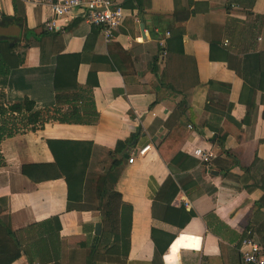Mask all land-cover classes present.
Masks as SVG:
<instances>
[{
  "label": "crops",
  "instance_id": "crops-1",
  "mask_svg": "<svg viewBox=\"0 0 264 264\" xmlns=\"http://www.w3.org/2000/svg\"><path fill=\"white\" fill-rule=\"evenodd\" d=\"M126 1L112 0L124 17L104 42L79 11L48 32L45 0H0V59L19 60L1 105L76 118L0 140V264H250L247 235L264 251V0ZM47 140L125 156L113 185L130 206L125 256L100 234L92 181L66 209Z\"/></svg>",
  "mask_w": 264,
  "mask_h": 264
},
{
  "label": "trees",
  "instance_id": "trees-1",
  "mask_svg": "<svg viewBox=\"0 0 264 264\" xmlns=\"http://www.w3.org/2000/svg\"><path fill=\"white\" fill-rule=\"evenodd\" d=\"M123 5L126 8L137 6L133 0H128ZM3 42V39H0V49H2L1 45ZM167 54L169 53H166V55ZM255 56L257 57V54H254V57ZM18 62L19 60L17 59L15 63L8 67L6 66L7 63L4 64L0 59V76H4L15 69ZM234 70L243 79L245 78L236 67ZM23 101V109H20L17 105H10L4 108L0 103V140L3 137H9L14 133L22 131L28 124L32 129L42 126L44 122L49 120L58 122L76 120V118H73L74 116H72V113L61 114L57 113L58 111L56 110L54 113L48 114L46 111H34L32 106H28L27 99L24 98ZM21 110H23V113H20ZM46 142L53 154L57 173L63 177L66 184V209H69L71 202L77 199V194H75L77 185H80L84 179L92 181L95 185L93 188V196L96 200L94 206L100 213V234H102L103 231L109 234H115L114 237L119 241L117 246L120 255L122 257L125 256L129 244L130 206L123 203L120 200L119 193L113 189V185L121 172V160L125 156L117 158L114 154L115 151L102 149L101 158L97 159L98 157L94 155L92 149L89 155H84V150H82L81 153L76 146L77 142L57 140H47ZM73 144L75 145L71 146ZM1 163L2 159L0 155V164ZM96 169H99V172L96 171ZM92 174L94 175L92 176ZM50 221L51 220H47L44 224ZM2 227L19 248L21 243L15 238L13 232L3 224ZM56 227H58V225ZM28 228L31 229L33 226H28ZM28 228L25 230L27 231ZM97 245L98 240L95 245L96 248L99 247ZM100 249H103V246H100ZM22 252L27 257L26 251L22 250ZM27 259L30 261L29 257H27Z\"/></svg>",
  "mask_w": 264,
  "mask_h": 264
},
{
  "label": "built area",
  "instance_id": "built-area-1",
  "mask_svg": "<svg viewBox=\"0 0 264 264\" xmlns=\"http://www.w3.org/2000/svg\"><path fill=\"white\" fill-rule=\"evenodd\" d=\"M45 1L52 13V17L43 23L44 30L48 32L60 30V25L56 23L57 18L66 17L74 11H79L83 20L92 26L98 27L104 42H108L124 17V10L118 4L113 3L112 0ZM147 147L137 149V154H142ZM192 154L202 162H207L210 158L209 153L203 152L200 148H194ZM132 159V156L128 157L127 163H131ZM238 251L244 263L264 264L263 248L250 236L247 235L240 240Z\"/></svg>",
  "mask_w": 264,
  "mask_h": 264
},
{
  "label": "water",
  "instance_id": "water-1",
  "mask_svg": "<svg viewBox=\"0 0 264 264\" xmlns=\"http://www.w3.org/2000/svg\"><path fill=\"white\" fill-rule=\"evenodd\" d=\"M139 29H140V30L142 29V25H141V24L139 25ZM140 32H141V31H140Z\"/></svg>",
  "mask_w": 264,
  "mask_h": 264
}]
</instances>
